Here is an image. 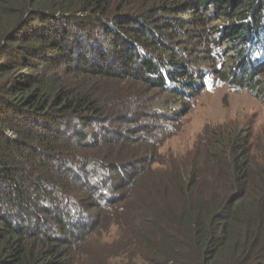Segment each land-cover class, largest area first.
Wrapping results in <instances>:
<instances>
[{
	"label": "trees",
	"instance_id": "obj_1",
	"mask_svg": "<svg viewBox=\"0 0 264 264\" xmlns=\"http://www.w3.org/2000/svg\"><path fill=\"white\" fill-rule=\"evenodd\" d=\"M192 25L202 53L183 55ZM5 52L0 264H80L112 225L127 246L97 264H264V156L249 135L216 137L209 178L194 164L148 186L153 153L209 77L264 103V0H0Z\"/></svg>",
	"mask_w": 264,
	"mask_h": 264
},
{
	"label": "rangeland",
	"instance_id": "obj_2",
	"mask_svg": "<svg viewBox=\"0 0 264 264\" xmlns=\"http://www.w3.org/2000/svg\"><path fill=\"white\" fill-rule=\"evenodd\" d=\"M219 23V20L213 19L208 28L214 30ZM193 29L195 34L182 35L181 38H185V40L183 43H177L181 46L180 52L183 55L189 53L188 50H185L186 48H195L202 53V38L198 34L204 31H198L196 26H193ZM179 42L181 41L179 40ZM14 59L12 56L9 57L7 52L3 53L0 56V67L8 62L14 65L16 63ZM199 66L200 68L206 67L201 64H192L194 69ZM28 72H33V70ZM18 73L19 71L15 70L11 76L7 75L5 84L11 81L14 76H18ZM207 85L206 90L193 100L189 112L175 122L168 138L163 140L162 144L157 146L156 153H153L150 163L151 178L148 181L149 191L154 189L151 182H158L178 170L186 173L194 164L198 165L195 168L197 172L209 178L210 173L215 171V166L205 158L208 149L218 142L216 137L219 135L225 144L237 135H249L252 158L258 161L264 156V103L259 96L250 91L236 92L227 85L216 84L213 77H209ZM260 89V92L264 91V78H262ZM156 101L157 98H153L150 102L151 105L157 104ZM147 106L146 103L141 112L145 110L143 111L146 113L144 121L152 125L157 121L154 115H149L151 110ZM128 110H130L128 112H132L135 109ZM131 125L134 126L137 123ZM131 134L135 133L132 131ZM143 145H135L134 148L141 150ZM146 163L148 162L141 160L139 165ZM96 233L88 241V246L80 251V264H97L100 259L107 262L117 260L116 257L120 250L125 249L123 248L125 243L127 246L129 231L125 226L112 225L110 228H102Z\"/></svg>",
	"mask_w": 264,
	"mask_h": 264
}]
</instances>
